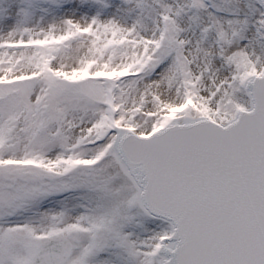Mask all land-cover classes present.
Masks as SVG:
<instances>
[{"label":"snow or ice","instance_id":"obj_1","mask_svg":"<svg viewBox=\"0 0 264 264\" xmlns=\"http://www.w3.org/2000/svg\"><path fill=\"white\" fill-rule=\"evenodd\" d=\"M0 264H264V0H0Z\"/></svg>","mask_w":264,"mask_h":264}]
</instances>
